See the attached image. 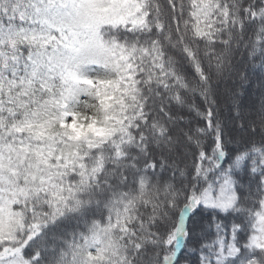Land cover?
Returning a JSON list of instances; mask_svg holds the SVG:
<instances>
[{
    "label": "snow or ice",
    "instance_id": "obj_1",
    "mask_svg": "<svg viewBox=\"0 0 264 264\" xmlns=\"http://www.w3.org/2000/svg\"><path fill=\"white\" fill-rule=\"evenodd\" d=\"M0 264H264V0H0Z\"/></svg>",
    "mask_w": 264,
    "mask_h": 264
},
{
    "label": "trees",
    "instance_id": "obj_2",
    "mask_svg": "<svg viewBox=\"0 0 264 264\" xmlns=\"http://www.w3.org/2000/svg\"><path fill=\"white\" fill-rule=\"evenodd\" d=\"M256 91H257V89H256L255 85H253V86L250 87V89H249L250 94H255Z\"/></svg>",
    "mask_w": 264,
    "mask_h": 264
}]
</instances>
